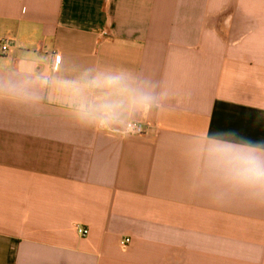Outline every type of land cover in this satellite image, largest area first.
Here are the masks:
<instances>
[{
  "label": "crops",
  "instance_id": "crops-1",
  "mask_svg": "<svg viewBox=\"0 0 264 264\" xmlns=\"http://www.w3.org/2000/svg\"><path fill=\"white\" fill-rule=\"evenodd\" d=\"M7 37L0 80L124 66L157 98L143 136L0 98V264H264V204L193 165L202 130L264 140V0H0Z\"/></svg>",
  "mask_w": 264,
  "mask_h": 264
},
{
  "label": "clouds",
  "instance_id": "clouds-1",
  "mask_svg": "<svg viewBox=\"0 0 264 264\" xmlns=\"http://www.w3.org/2000/svg\"><path fill=\"white\" fill-rule=\"evenodd\" d=\"M55 87L73 119L97 130L119 128L135 131L134 118L150 112L157 84L141 78L133 69L111 66L103 71L85 69L74 79L53 80L47 75L20 81L0 80V98L20 103H39L44 91ZM196 175L233 192L248 193L264 204V140H252L236 131L202 130L193 152Z\"/></svg>",
  "mask_w": 264,
  "mask_h": 264
},
{
  "label": "built area",
  "instance_id": "built-area-1",
  "mask_svg": "<svg viewBox=\"0 0 264 264\" xmlns=\"http://www.w3.org/2000/svg\"><path fill=\"white\" fill-rule=\"evenodd\" d=\"M11 43H12V40L8 37L0 40V53H5L9 49ZM133 123L135 124V131L130 134H125L123 130L119 128H110V129H107V131H109L110 133H115V134H120V135H129V136H143L148 133L149 127L146 124L140 121H137V120H134ZM78 232L81 235L85 236L87 235L89 231L87 228L79 227ZM131 242L132 240L128 236L121 237L119 240V244L124 247L131 244Z\"/></svg>",
  "mask_w": 264,
  "mask_h": 264
}]
</instances>
